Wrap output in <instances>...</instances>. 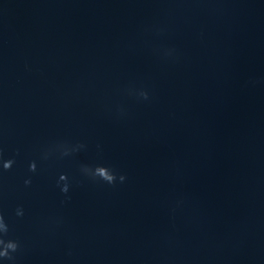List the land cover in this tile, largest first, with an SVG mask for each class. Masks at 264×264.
<instances>
[{
  "label": "water",
  "instance_id": "obj_1",
  "mask_svg": "<svg viewBox=\"0 0 264 264\" xmlns=\"http://www.w3.org/2000/svg\"><path fill=\"white\" fill-rule=\"evenodd\" d=\"M0 217V264H264V0H0Z\"/></svg>",
  "mask_w": 264,
  "mask_h": 264
},
{
  "label": "clouds",
  "instance_id": "obj_2",
  "mask_svg": "<svg viewBox=\"0 0 264 264\" xmlns=\"http://www.w3.org/2000/svg\"><path fill=\"white\" fill-rule=\"evenodd\" d=\"M14 163V161L12 160H8L6 162H3V169L4 170H9L12 166V164ZM29 171H35V164H31L29 166ZM90 175L93 179L95 178H99L100 180L108 183V184H112L114 182V180L116 179V177L114 176V174L105 167H100L97 166L95 169L90 171ZM66 179V177L61 176L60 180L64 181ZM120 181L123 182L124 177L121 176ZM29 181H25V184H28ZM68 188L67 185L65 184V186H63L61 188V192L62 193H67ZM17 215H22V212L20 210H17ZM0 232L6 233L7 232V227L3 222V217H0ZM0 244H3V250H0V258H7V259H11V257L9 256V252H15L17 249V244L15 242H7L4 243L3 241H0Z\"/></svg>",
  "mask_w": 264,
  "mask_h": 264
}]
</instances>
